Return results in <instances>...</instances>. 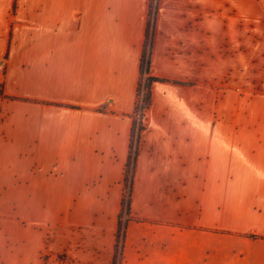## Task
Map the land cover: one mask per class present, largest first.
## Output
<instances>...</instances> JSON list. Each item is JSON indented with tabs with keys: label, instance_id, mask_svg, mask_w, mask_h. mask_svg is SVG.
Here are the masks:
<instances>
[{
	"label": "crops",
	"instance_id": "1",
	"mask_svg": "<svg viewBox=\"0 0 264 264\" xmlns=\"http://www.w3.org/2000/svg\"><path fill=\"white\" fill-rule=\"evenodd\" d=\"M150 0H0V264H113ZM264 0H158L119 264H264ZM264 81V79H263Z\"/></svg>",
	"mask_w": 264,
	"mask_h": 264
},
{
	"label": "trees",
	"instance_id": "2",
	"mask_svg": "<svg viewBox=\"0 0 264 264\" xmlns=\"http://www.w3.org/2000/svg\"><path fill=\"white\" fill-rule=\"evenodd\" d=\"M156 14V6L153 0H150L148 19L146 26L145 42L143 47L142 56L140 59V78L137 85L136 104L132 115V128L130 138V151L128 161L124 172V193L121 201V212L119 216L118 231L116 234V245L115 254L113 258V264H119L121 258V248L124 238V229L126 222L129 219V199L132 186L133 167L137 155L139 136L143 130V125L136 122L135 116L140 111L141 115L144 116L146 110L150 106L151 96L150 88L154 82L158 79L150 76V49L153 35V23ZM126 217V218H124Z\"/></svg>",
	"mask_w": 264,
	"mask_h": 264
},
{
	"label": "rangeland",
	"instance_id": "3",
	"mask_svg": "<svg viewBox=\"0 0 264 264\" xmlns=\"http://www.w3.org/2000/svg\"><path fill=\"white\" fill-rule=\"evenodd\" d=\"M157 8L158 0H153ZM258 27L260 31L257 34H248L247 36V49H248V65L254 63L258 56H262L264 62V19L261 22L249 23L248 28ZM257 58V59H256ZM260 67H248L247 78V97L252 98L256 94L264 92V77L261 79ZM264 76V74H263ZM1 96V91H0ZM11 169L13 165H5L0 163V231L6 229L8 232L13 233L15 229V222L18 220L16 213V206L18 204L19 196L15 192V180L11 177L13 172ZM13 170V169H11ZM44 264H76L69 261L65 255L48 256L42 255Z\"/></svg>",
	"mask_w": 264,
	"mask_h": 264
},
{
	"label": "built area",
	"instance_id": "4",
	"mask_svg": "<svg viewBox=\"0 0 264 264\" xmlns=\"http://www.w3.org/2000/svg\"><path fill=\"white\" fill-rule=\"evenodd\" d=\"M135 119H136L137 125L138 124L143 125L144 116L141 115V112L140 111L136 114ZM124 218H126V217H124Z\"/></svg>",
	"mask_w": 264,
	"mask_h": 264
}]
</instances>
